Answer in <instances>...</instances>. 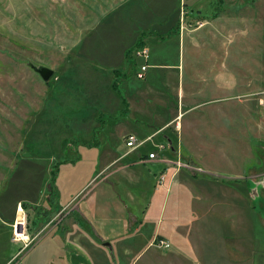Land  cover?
Wrapping results in <instances>:
<instances>
[{"label":"crops","instance_id":"1","mask_svg":"<svg viewBox=\"0 0 264 264\" xmlns=\"http://www.w3.org/2000/svg\"><path fill=\"white\" fill-rule=\"evenodd\" d=\"M225 2L235 3L233 11L223 8ZM188 8L185 23L190 25L177 26V62H167L147 48L146 57L133 55L139 45L155 41L153 34L128 50L136 78L140 67H146L138 78L142 84L131 86L123 76L127 95L122 117L112 116L111 127L91 144L95 168L88 163L79 189L71 194L54 191L45 204L41 199L19 200L14 214L5 215L13 231L28 218L26 209L37 212L33 231L26 235L32 242L20 254L22 245L18 248L14 264H264V114L263 119L255 118L258 122L250 130L248 119L253 117L247 107L236 110L224 104L241 103L240 97L248 93L226 94L238 86L236 68L234 75L230 67H218L215 59V46L223 36L219 31L231 32L238 23H247L250 13L245 0H191ZM206 8L208 16H201ZM186 30L192 46L207 40L210 56L201 67L193 57L184 82L179 55ZM254 46L259 47L258 67L264 64V27ZM170 88L175 92L172 111L165 91ZM258 103L264 105V99L258 98ZM231 120L240 123L232 127ZM252 133L253 150L248 140ZM129 135L151 137L150 145L127 147ZM150 152L153 158L147 157ZM248 196L254 222H249L244 205ZM43 205L49 208L44 211ZM158 239L169 246H156Z\"/></svg>","mask_w":264,"mask_h":264},{"label":"rangeland","instance_id":"2","mask_svg":"<svg viewBox=\"0 0 264 264\" xmlns=\"http://www.w3.org/2000/svg\"><path fill=\"white\" fill-rule=\"evenodd\" d=\"M190 2L0 0V264L16 263L18 248L22 245L20 254L32 242L26 235L33 231L32 218L37 212L31 207L26 209L28 218L15 227L25 240H14L13 231L4 222L5 215L14 214L19 200L34 203L41 199L45 204L49 203L46 197L54 191L71 194L79 189L88 163L95 168L91 158L94 150H89L95 145L91 144L111 127L112 116L122 117L127 95L121 85L123 76L131 86L138 88L142 84V79L133 75L128 50L153 34L155 41L145 42L148 51L167 62H177V26L190 25L185 23L190 17ZM245 2L250 18L247 23L235 25L231 32L219 31L223 36L215 46V59L218 67H230L232 73L236 68L237 75L233 74L238 86L226 94L248 95L240 97L241 103L232 100L224 104L234 105L236 110L246 106L253 117L248 119L247 127L254 130L258 122L255 118L263 119L264 114V105L258 103V98L264 99V64L256 66L260 55L259 47L254 46V39L264 27V0ZM234 6L225 2L223 8L233 11ZM206 9L201 16H208L209 8ZM180 16L183 19L179 23ZM206 30L207 26L201 33ZM189 36L186 30L179 55L184 82L193 67V57L201 67L205 66L203 59L210 56L207 40L195 47ZM157 38L161 43L156 42ZM128 43L130 47L124 49ZM123 64L129 65L133 73ZM33 65H45L54 73L44 81ZM116 68L122 71L116 73ZM244 77L247 86H243ZM171 90H165L171 100L169 111L175 93ZM189 91L186 89V94ZM230 122L232 127L240 123ZM251 135L248 140L253 150L256 137ZM149 145L146 142L143 147ZM244 205L249 222H254L249 196ZM47 208L48 205L42 207L44 211Z\"/></svg>","mask_w":264,"mask_h":264},{"label":"built area","instance_id":"3","mask_svg":"<svg viewBox=\"0 0 264 264\" xmlns=\"http://www.w3.org/2000/svg\"><path fill=\"white\" fill-rule=\"evenodd\" d=\"M134 55L136 57H146L147 56V49L144 46H140V47H136L133 51ZM145 65H142L139 69V71L136 73V76L138 78H142L143 74L142 72L145 70ZM151 137H147L145 139H139L138 137L134 136V135H129L127 137L126 140V146L127 147H132L133 149H136L140 146H142L144 143H146L148 140H150ZM159 147H163V145H158ZM155 156V153L150 152L148 153L147 157L148 158H153ZM16 227V226H15ZM13 229V235H14V240H24L23 238H21V236H18L16 233V229ZM156 246L158 247H162V248H167L169 246V243L164 240V239H158L155 242Z\"/></svg>","mask_w":264,"mask_h":264},{"label":"water","instance_id":"4","mask_svg":"<svg viewBox=\"0 0 264 264\" xmlns=\"http://www.w3.org/2000/svg\"><path fill=\"white\" fill-rule=\"evenodd\" d=\"M32 69L40 75V77L44 81H48V79L53 75L54 70L45 66V65H39V66H32Z\"/></svg>","mask_w":264,"mask_h":264},{"label":"trees","instance_id":"5","mask_svg":"<svg viewBox=\"0 0 264 264\" xmlns=\"http://www.w3.org/2000/svg\"><path fill=\"white\" fill-rule=\"evenodd\" d=\"M24 205V204H23Z\"/></svg>","mask_w":264,"mask_h":264}]
</instances>
